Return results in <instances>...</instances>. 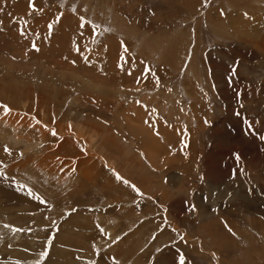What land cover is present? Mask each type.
<instances>
[{
    "label": "rangeland",
    "instance_id": "rangeland-1",
    "mask_svg": "<svg viewBox=\"0 0 264 264\" xmlns=\"http://www.w3.org/2000/svg\"><path fill=\"white\" fill-rule=\"evenodd\" d=\"M0 264H264V0H0Z\"/></svg>",
    "mask_w": 264,
    "mask_h": 264
},
{
    "label": "snow or ice",
    "instance_id": "snow-or-ice-1",
    "mask_svg": "<svg viewBox=\"0 0 264 264\" xmlns=\"http://www.w3.org/2000/svg\"><path fill=\"white\" fill-rule=\"evenodd\" d=\"M30 6H32L33 8L35 7L34 4H30ZM49 27H51V25H49ZM32 47H33V48H36V45L33 43ZM37 50H38V49H37ZM3 107H4V109H5L6 111L8 110L6 105L3 106ZM53 134L55 135V133H53ZM5 151H7V148H5ZM125 182H127V181H125ZM117 239H119V237H117Z\"/></svg>",
    "mask_w": 264,
    "mask_h": 264
}]
</instances>
